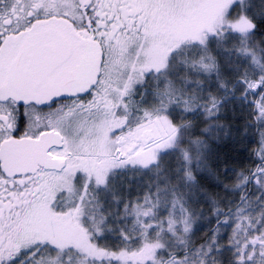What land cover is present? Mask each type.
<instances>
[{
	"label": "snow or ice",
	"instance_id": "snow-or-ice-1",
	"mask_svg": "<svg viewBox=\"0 0 264 264\" xmlns=\"http://www.w3.org/2000/svg\"><path fill=\"white\" fill-rule=\"evenodd\" d=\"M0 264H264V0H0Z\"/></svg>",
	"mask_w": 264,
	"mask_h": 264
},
{
	"label": "trees",
	"instance_id": "trees-1",
	"mask_svg": "<svg viewBox=\"0 0 264 264\" xmlns=\"http://www.w3.org/2000/svg\"><path fill=\"white\" fill-rule=\"evenodd\" d=\"M233 157L238 164L246 165L250 163V161H248L247 159V153H244L243 155H241L239 152H235L233 153Z\"/></svg>",
	"mask_w": 264,
	"mask_h": 264
}]
</instances>
